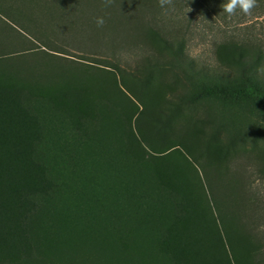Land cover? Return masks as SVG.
Returning a JSON list of instances; mask_svg holds the SVG:
<instances>
[{"label":"trees","instance_id":"trees-1","mask_svg":"<svg viewBox=\"0 0 264 264\" xmlns=\"http://www.w3.org/2000/svg\"><path fill=\"white\" fill-rule=\"evenodd\" d=\"M225 2L0 0V264H264V187L240 166L264 176L262 48L220 24L264 0ZM205 21L214 68L189 47ZM200 105L223 143L178 130Z\"/></svg>","mask_w":264,"mask_h":264},{"label":"rangeland","instance_id":"rangeland-1","mask_svg":"<svg viewBox=\"0 0 264 264\" xmlns=\"http://www.w3.org/2000/svg\"><path fill=\"white\" fill-rule=\"evenodd\" d=\"M212 23L210 21L208 22H201L199 28L197 29V33H195V39H193L190 44V52L195 56V58L198 60V62L208 65L209 67H215L218 64L216 55H215V45L213 43L214 41V35H216V31H212ZM222 29L227 30L228 34H232L231 32H236L237 34H242L243 36L247 38L253 39L258 45H260V48H262L261 56L263 60V66H264V16H258L256 18H252L238 27H229L225 22H220ZM227 26L229 27L227 29ZM215 29H218L216 27ZM234 29V31H233ZM219 34V33H218ZM219 36V35H217ZM126 58H132L130 53L125 54ZM107 74V73H106ZM264 76V72H263ZM108 79V76L106 77ZM155 91L159 92H165L163 87L156 86L154 88ZM217 108V109H216ZM212 111L213 112H220V106H216ZM206 107L204 105H200L194 108H181L177 113V123L176 126L178 127V130H183L185 125L188 123H194L191 124L189 127V130L187 131L186 136L191 141H195L197 143L198 141L202 142L205 141L208 138H213L214 136L216 139L219 140V142L225 141V133L224 132H217L215 131L211 124H207L205 121V113H206ZM263 136L259 135V139L257 141V144H255L256 147H263ZM191 137V138H190ZM238 147L246 148L247 150L253 147L251 143H245V144H239ZM243 159L240 161L241 170L243 173L244 170H248L245 173L246 179L250 180L252 183V186L264 187V176L262 173H260L256 166L255 162L251 159H248V156L256 154L250 151H245L242 153ZM188 157V156H187ZM187 158L179 156L175 159V161H180L183 164H186ZM264 166V165H263ZM239 168V166H238ZM187 169V164H186Z\"/></svg>","mask_w":264,"mask_h":264},{"label":"clouds","instance_id":"clouds-1","mask_svg":"<svg viewBox=\"0 0 264 264\" xmlns=\"http://www.w3.org/2000/svg\"><path fill=\"white\" fill-rule=\"evenodd\" d=\"M110 3V0H105V4ZM172 0H159L160 6L163 8L165 5H170ZM257 0H226L223 5V11L228 15H234L237 9L241 10L245 14H250L251 10L256 6ZM105 21L103 17H97L96 24L98 27H102Z\"/></svg>","mask_w":264,"mask_h":264}]
</instances>
